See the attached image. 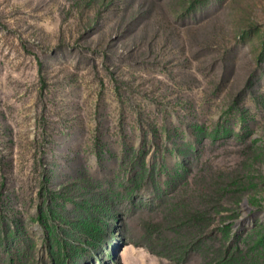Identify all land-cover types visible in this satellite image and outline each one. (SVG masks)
Here are the masks:
<instances>
[{
	"label": "rangeland",
	"instance_id": "rangeland-1",
	"mask_svg": "<svg viewBox=\"0 0 264 264\" xmlns=\"http://www.w3.org/2000/svg\"><path fill=\"white\" fill-rule=\"evenodd\" d=\"M0 264H264V0H0Z\"/></svg>",
	"mask_w": 264,
	"mask_h": 264
},
{
	"label": "trees",
	"instance_id": "trees-1",
	"mask_svg": "<svg viewBox=\"0 0 264 264\" xmlns=\"http://www.w3.org/2000/svg\"><path fill=\"white\" fill-rule=\"evenodd\" d=\"M222 181L223 180H218V184L220 185V187L222 186ZM224 182V181H223ZM239 188V187H238ZM227 190V189H224ZM230 196H232L231 200H234V204H239V202L243 199V197L245 196L244 193L242 191H238L236 192V190L230 194Z\"/></svg>",
	"mask_w": 264,
	"mask_h": 264
}]
</instances>
